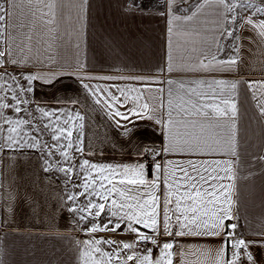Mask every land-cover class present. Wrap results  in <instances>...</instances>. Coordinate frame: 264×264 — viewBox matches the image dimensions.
Returning <instances> with one entry per match:
<instances>
[{
  "label": "snow or ice",
  "instance_id": "obj_1",
  "mask_svg": "<svg viewBox=\"0 0 264 264\" xmlns=\"http://www.w3.org/2000/svg\"><path fill=\"white\" fill-rule=\"evenodd\" d=\"M181 2L187 3V0H166V12L161 13L167 16L169 73L173 71L174 30L192 35L184 26L190 25L205 8L211 10L213 17L210 22L216 33L217 51L228 54L221 59L216 55L208 59L205 55L191 70L238 71L244 40L256 44L264 55V0H201L194 9L192 6L178 8ZM86 4L87 0L83 4L75 0H0V154L36 150L41 152L45 172L61 174L65 193L60 198L62 210L72 215L76 226L87 237L76 242L78 264H264V256L257 251L264 250V227L253 233L261 239H245L247 233L239 231L236 212L240 81L212 79L204 90V80L191 82L195 87L172 79L152 80L149 83L166 84L168 88L166 104L165 88L160 87L155 89L159 103L151 105L141 102L140 89L119 85L101 89L83 82L117 77L77 75L93 103L117 128L124 130L122 135L129 142L137 131V121L148 120L158 127L160 145L137 142L133 163L100 164L80 159L92 152L85 153V117L79 111L46 110L37 104L34 111L38 115H33L29 105L34 82L51 84L58 74L25 71L40 62L38 55H31L32 30L37 21L48 26L45 51L49 53L48 60L55 63L52 41L61 37L53 26L57 25L58 17L70 19L65 10L79 8L83 12ZM136 7L135 0L128 5L129 10ZM78 18L83 17L78 14ZM25 27L29 29L24 34L27 43L21 40L17 44V29ZM245 32L253 35L244 36ZM195 34L201 35L198 31ZM14 46L19 48L20 55ZM247 87L253 92L252 98L258 101L260 116L264 117V99L256 95L259 88L264 96V80L248 82ZM146 90L153 89L146 85ZM133 92L137 95L132 96ZM36 120L40 121L39 125ZM45 132L54 144L43 141ZM53 149L59 160L53 159ZM259 159L264 160V156ZM0 188L4 189L0 194L3 209L11 215L15 193L10 185L0 184ZM84 224L88 227H83ZM98 233H111L113 237L130 234L133 239L97 238ZM188 237L218 239L220 243L207 247L185 245L178 240Z\"/></svg>",
  "mask_w": 264,
  "mask_h": 264
},
{
  "label": "crops",
  "instance_id": "obj_2",
  "mask_svg": "<svg viewBox=\"0 0 264 264\" xmlns=\"http://www.w3.org/2000/svg\"><path fill=\"white\" fill-rule=\"evenodd\" d=\"M75 2L83 4V0ZM132 2L133 0H87L83 12L79 8L65 10L70 19L62 20L58 17L57 25L53 26L57 29V36L61 37L52 41L55 63L48 60L49 53L45 51L46 42L49 41L48 26L43 25L42 21L36 22L32 30L31 55H38L40 62L36 67L26 68L25 71L58 74V78L51 84L34 82L29 108L33 110V115H38L34 111L37 104L46 110L79 111L85 117V153L89 150L92 152V155H84L80 159L94 156L106 164L133 163L137 142L160 145L162 138L158 127L148 120L137 121V131L129 142L122 135L124 130L117 128L106 113L93 103L81 81L76 78L77 75L117 77L115 80L91 79L83 82L101 89L110 85L140 89L143 96L141 102L147 101L151 105L159 103V94L155 89L160 87L165 88L166 104L168 88L166 84L149 83L152 80L172 79L192 87L196 85L191 82L204 80V90H207V82L212 79L240 81L237 124L240 162L236 212L239 231L247 233L245 239H261L253 233L264 227V160L259 159L264 156V117L260 116L256 107L258 101L252 98L253 92L248 89L247 84L264 80V55L256 44L244 40L242 62L238 71L191 70L205 55L208 59L213 55L221 59L228 54L217 51L216 33L212 31L214 26L210 22L213 17L211 10L205 8L190 25L184 26V30L192 32V35H184L180 29L174 30L171 37L173 71L169 73L167 16L161 15L166 12V0H135L138 7L129 10L128 5ZM199 2L201 0H187V3L181 2L177 7L189 9L192 6L194 9ZM78 14L83 18H78ZM17 17L19 23V11ZM28 31L27 27L17 29V44L21 40L27 43L24 34ZM197 31L201 33L200 36L195 34ZM243 35L251 37L253 33L245 32ZM15 52L20 55L19 48H15ZM146 85L153 90H146ZM112 90L115 91V88ZM131 95L135 96L137 93L133 92ZM256 95L264 99L259 88L256 89ZM131 106L129 103V107ZM35 123L39 125L40 121L36 120ZM43 141H47L49 145L55 143L47 132L43 135ZM52 151L53 159L59 160V155L54 149ZM13 156L14 158H9ZM43 167L41 152L36 150H24L16 154L5 151L0 154V184L10 185V190L16 197L11 215L5 213L4 202L0 200V264H78L76 242L87 237L76 226L72 215L62 210L60 198L65 194L63 179L58 172H45ZM3 191L0 188V194ZM122 235L115 236L123 237L119 239L121 241L133 239L130 234ZM100 236H110V233H98L97 238ZM178 240L185 245L200 244L207 247H216L220 243L218 239L191 237ZM257 251L264 256V250ZM156 254L154 251L153 255Z\"/></svg>",
  "mask_w": 264,
  "mask_h": 264
},
{
  "label": "rangeland",
  "instance_id": "obj_3",
  "mask_svg": "<svg viewBox=\"0 0 264 264\" xmlns=\"http://www.w3.org/2000/svg\"><path fill=\"white\" fill-rule=\"evenodd\" d=\"M89 161H91V162H93V163H100V164H106L105 162H102L100 159H98V158H96V157H94V156H89L88 158H87ZM58 175L63 179V177L61 176V174H59L58 173ZM69 187H71L70 185H69ZM81 199H83V198H81ZM84 226L85 227H88V225L87 224H84ZM123 236V235H122ZM109 237H113V234H111L110 233V236ZM125 239H127L125 236H123ZM123 237H121V236H114L113 238H115V239H123ZM125 241H127V240H125Z\"/></svg>",
  "mask_w": 264,
  "mask_h": 264
},
{
  "label": "built area",
  "instance_id": "obj_4",
  "mask_svg": "<svg viewBox=\"0 0 264 264\" xmlns=\"http://www.w3.org/2000/svg\"><path fill=\"white\" fill-rule=\"evenodd\" d=\"M149 246H151V245H149Z\"/></svg>",
  "mask_w": 264,
  "mask_h": 264
}]
</instances>
